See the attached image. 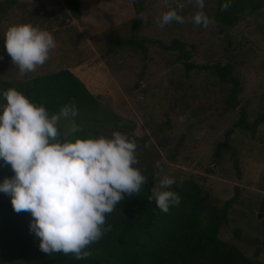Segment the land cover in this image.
Segmentation results:
<instances>
[{"label":"rangeland","instance_id":"obj_1","mask_svg":"<svg viewBox=\"0 0 264 264\" xmlns=\"http://www.w3.org/2000/svg\"><path fill=\"white\" fill-rule=\"evenodd\" d=\"M139 2L140 15L133 0H18L0 26V49H11L16 62L0 59V81L22 83L26 71L31 78L72 71L100 103L83 124L95 129L119 169L146 176L159 192L193 180L219 208L236 197L219 236L264 263V123L255 135L235 128L242 111L249 122L264 115V8L226 27L216 19L221 0ZM132 38L156 43L146 44V57L134 47L108 53L112 40ZM173 40L186 45L196 65L234 66L239 108H227L232 85L214 70L188 71L179 52L160 44ZM35 125L65 137L79 128L65 115ZM231 130L230 149L215 157ZM13 181L7 174L0 188ZM0 264L20 262L10 257Z\"/></svg>","mask_w":264,"mask_h":264},{"label":"trees","instance_id":"obj_2","mask_svg":"<svg viewBox=\"0 0 264 264\" xmlns=\"http://www.w3.org/2000/svg\"><path fill=\"white\" fill-rule=\"evenodd\" d=\"M17 2L0 0V26ZM133 4L140 15L139 0ZM262 8L264 0H221L216 19L234 27ZM73 11L82 16L77 2ZM134 22L138 30L140 18ZM147 43L156 42L115 39L108 53L134 47L146 57ZM160 44L179 52L178 61L188 71L214 70L232 85L227 108H239L241 82L232 77V64L196 65L181 41ZM2 57L16 64L11 49H0ZM25 75L22 83L0 81V182L14 175L11 188H0L6 206L0 218V259L12 257L20 264H264L219 236L236 197L219 208L193 180L159 192L146 176L121 171L95 129L83 124L100 105L85 83L69 69ZM53 115H65L79 128L65 137L36 127ZM263 123L264 115L249 122L242 111L235 128L255 135ZM232 133L227 132L215 157L230 149Z\"/></svg>","mask_w":264,"mask_h":264},{"label":"crops","instance_id":"obj_3","mask_svg":"<svg viewBox=\"0 0 264 264\" xmlns=\"http://www.w3.org/2000/svg\"><path fill=\"white\" fill-rule=\"evenodd\" d=\"M21 1H23V0H21ZM44 1H45V0H44ZM44 4H45V6H47V5H46V2H45ZM20 22H21V21H20ZM22 23H23V22H21V24H22ZM15 24H16V23H15Z\"/></svg>","mask_w":264,"mask_h":264},{"label":"water","instance_id":"obj_4","mask_svg":"<svg viewBox=\"0 0 264 264\" xmlns=\"http://www.w3.org/2000/svg\"><path fill=\"white\" fill-rule=\"evenodd\" d=\"M263 215H260L259 218H262Z\"/></svg>","mask_w":264,"mask_h":264}]
</instances>
